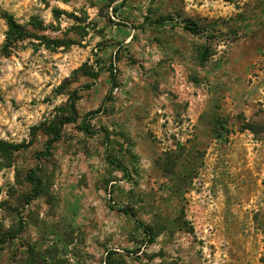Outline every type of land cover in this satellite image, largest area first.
I'll list each match as a JSON object with an SVG mask.
<instances>
[{
	"label": "rangeland",
	"instance_id": "1",
	"mask_svg": "<svg viewBox=\"0 0 264 264\" xmlns=\"http://www.w3.org/2000/svg\"><path fill=\"white\" fill-rule=\"evenodd\" d=\"M5 13L73 44L3 50ZM159 82L199 89L205 107L197 121L189 100L161 107L149 156L109 116ZM71 102L77 118L44 159L35 127ZM32 136L0 154V264H264V0H0V139Z\"/></svg>",
	"mask_w": 264,
	"mask_h": 264
},
{
	"label": "crops",
	"instance_id": "2",
	"mask_svg": "<svg viewBox=\"0 0 264 264\" xmlns=\"http://www.w3.org/2000/svg\"><path fill=\"white\" fill-rule=\"evenodd\" d=\"M130 37H133V34H130L128 39ZM170 91L173 94H169ZM194 91H196L197 94L201 93L199 89L192 86L190 87L184 83L177 84V82L168 88L161 82H159L156 89L144 88L140 90L135 88L130 92V95L133 96L132 98L128 96V100L122 99L112 102V105L116 108V112L111 113L109 116V120L112 123L111 127H115V130L119 132L124 131L125 135L132 137L136 141V147L141 145V143L137 142V139L140 140V138H143L142 146L144 145L143 147L145 149L141 148L140 151L149 153V156H151L153 153L161 150V147H155L150 136L151 133H153V135L160 140V142H157H159L158 145L161 146V107L167 110V107L170 105L168 103L169 100H177L178 102H181V100H189V106H194V109H190L191 111L188 112H191L195 121L200 118L203 107H205L204 98L203 95L195 97L193 94ZM124 93L127 94L125 91ZM193 100H198L199 102L193 105ZM174 105L179 106L176 104ZM195 109L197 112L193 114ZM135 151L137 152L138 150ZM242 249H238L237 256H233L231 259H238L240 257L239 261L244 263V247H242Z\"/></svg>",
	"mask_w": 264,
	"mask_h": 264
},
{
	"label": "trees",
	"instance_id": "3",
	"mask_svg": "<svg viewBox=\"0 0 264 264\" xmlns=\"http://www.w3.org/2000/svg\"><path fill=\"white\" fill-rule=\"evenodd\" d=\"M3 18L5 19L7 30L5 32V43L3 44V50H8L9 47H12L16 45L18 42H21L25 39H37L40 43H42L45 47L49 48L51 45L56 46H62V45H71L73 42L67 41L66 43L49 38L45 36L44 34H39V31L43 30V26L41 22H38L34 18L31 19L29 22V25L33 30H29L26 26L19 24L16 22V20L13 18L12 15L5 13L3 15ZM186 30L191 32L192 34H198V27L195 23H185L183 26ZM203 57H206L204 55ZM98 73L93 72L90 74V76L95 79L97 77ZM115 75L110 71V81L111 83H114ZM68 115L62 116L58 120L40 124V126L35 127V129H40L45 135L49 136L47 140V148L44 152H41L42 157L45 159L49 156V150L48 147L58 139L60 136L62 127L66 123L74 122L77 118V111L74 105V102H71L68 107ZM83 129L86 133L91 134L89 130V125L86 123H83ZM33 137L28 142H22V143H9L4 140L0 139V154L8 155L12 152L19 151L21 149H25L29 147L33 142ZM108 161L115 165L117 168H119L125 175L128 173V170L123 164L116 159L112 158L110 155H107ZM128 175V174H127ZM28 178L33 184V191L26 196L27 203L34 199L37 195H39L38 190V180L34 176V170H30L28 173ZM125 214H129L134 217V213L131 209L124 207L122 210ZM141 227L143 228V232L147 235V238L149 241H152V233L150 229L143 224H141ZM19 230L14 231L13 233H8L10 238H15L18 234Z\"/></svg>",
	"mask_w": 264,
	"mask_h": 264
}]
</instances>
